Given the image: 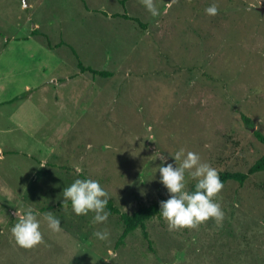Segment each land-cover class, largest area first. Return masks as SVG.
I'll return each mask as SVG.
<instances>
[{
  "label": "rangeland",
  "instance_id": "obj_1",
  "mask_svg": "<svg viewBox=\"0 0 264 264\" xmlns=\"http://www.w3.org/2000/svg\"><path fill=\"white\" fill-rule=\"evenodd\" d=\"M154 3L157 17L142 0H0V264H264V171L224 185L219 223L150 219V244L136 229L118 245L116 216L95 224L63 203V188L92 178L131 213L168 198L159 153L173 162L183 148L218 172L263 153L264 0ZM28 207L43 242L23 248L11 227Z\"/></svg>",
  "mask_w": 264,
  "mask_h": 264
},
{
  "label": "clouds",
  "instance_id": "obj_2",
  "mask_svg": "<svg viewBox=\"0 0 264 264\" xmlns=\"http://www.w3.org/2000/svg\"><path fill=\"white\" fill-rule=\"evenodd\" d=\"M144 7L152 17L160 15L154 0H142ZM205 13L215 16L219 9L215 2L205 8ZM173 162H167V157L159 153L158 165L160 182L167 189L168 198L159 202V213L169 227L195 228L200 223L212 218L221 222L224 212L220 203L213 199L221 192L224 185L219 178L216 168L207 162H202L200 156L192 151L185 153L183 148L175 152ZM177 161L180 163L177 164ZM187 177L195 181L193 190L187 189ZM63 203L71 202L72 210L76 215L94 213L92 222L101 224L108 220L107 210L109 194L99 180L92 178H77L69 186L63 188ZM19 219L11 227V233L16 243L23 248H32L43 242L40 230L39 210L28 207L22 214L17 213ZM48 228L52 231L61 230V220L51 212L43 214ZM93 235L101 241L109 237L107 231H95Z\"/></svg>",
  "mask_w": 264,
  "mask_h": 264
},
{
  "label": "trees",
  "instance_id": "obj_3",
  "mask_svg": "<svg viewBox=\"0 0 264 264\" xmlns=\"http://www.w3.org/2000/svg\"><path fill=\"white\" fill-rule=\"evenodd\" d=\"M116 16H119L124 19L135 20L130 18L126 14L116 15ZM73 54L76 55L74 51ZM77 66L80 72H89L93 76L106 77L110 75L108 72L97 71L92 68L85 67L82 65L80 61L77 62ZM239 117L243 125L248 127L253 126V122L248 116L240 113ZM253 136L256 139V141L263 146V153L247 168L245 172H239V171L218 172L219 178L223 182V185H226L229 182H236L238 185H243L244 182L251 175L264 171V134L258 130H255L253 132ZM194 184L195 183H193L189 187L188 189L189 191L193 190ZM107 210L109 211L110 215L116 216L122 224V232L117 240L118 245L122 244L124 239L136 229H139L141 231L144 240L148 244H150V240L146 230V222L154 217H161L159 213V202H154L147 206L144 205L139 206L131 213H124V212H120V210L115 206L113 201L109 199L107 204Z\"/></svg>",
  "mask_w": 264,
  "mask_h": 264
}]
</instances>
